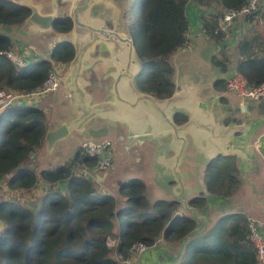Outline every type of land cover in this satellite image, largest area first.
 <instances>
[{"label": "trees", "instance_id": "1", "mask_svg": "<svg viewBox=\"0 0 264 264\" xmlns=\"http://www.w3.org/2000/svg\"><path fill=\"white\" fill-rule=\"evenodd\" d=\"M189 1L136 0L131 6L133 21H129L126 30L140 65V73L133 80L136 92L156 100L173 95L170 57L188 45ZM196 1L201 5L216 3L222 11L239 10L247 3V0ZM263 11L257 10L261 18ZM30 14L25 6L0 0V30L23 24ZM218 18L219 15H210L202 25L214 44L224 40L223 35L214 34ZM252 19L253 16L249 18ZM52 29L67 34L72 22L68 17H58ZM260 39L254 35L238 46L240 59L236 69L252 86L264 82V45ZM11 49L10 39L0 31V52ZM73 57V47L67 40L57 42L51 52V60L57 63L67 64ZM212 63L225 71L223 63L214 58ZM50 70L47 61L18 69L0 55V90L31 91L42 85ZM223 85L221 79L214 82L215 89ZM176 120L183 122L185 118L179 116ZM47 124L44 111L35 105L12 106L0 115V187L29 194L40 182L43 185V193L30 202L19 198L0 200L3 225L0 264H118L115 254L129 258L134 244L152 246L159 236L168 239L174 234L183 242L199 228L195 218L183 214L175 201L150 204L142 194L144 185L139 179L121 184L117 193L124 204L119 206L114 196L76 174L77 167H91L96 162L80 149L64 165L37 169L31 158L44 146ZM233 170L230 157L215 159L207 167V192L223 196L225 175L232 186H238L234 175L223 174L228 171L232 175ZM64 181L66 189L62 194L54 185ZM203 203V198L196 197L189 205L202 208ZM249 226V219L241 212L223 216L212 230L197 232L189 238L178 264H258ZM116 227L118 231L114 234ZM110 237L116 238L114 252L107 245Z\"/></svg>", "mask_w": 264, "mask_h": 264}, {"label": "crops", "instance_id": "2", "mask_svg": "<svg viewBox=\"0 0 264 264\" xmlns=\"http://www.w3.org/2000/svg\"><path fill=\"white\" fill-rule=\"evenodd\" d=\"M12 1L31 10H36L40 15L68 17L74 0H49L48 5L47 0ZM100 6L103 7L100 12L94 11L96 7ZM123 11L120 4L113 0H95L89 9L88 17L91 20L100 21L105 30H115L117 34L130 39L123 29L120 16ZM214 11L217 13L222 11L216 3L201 5L196 0L188 2L186 7L189 23L188 45L170 57L173 68L174 93L170 99H164L166 103L164 100H156L153 97L154 103L165 106V113L176 128L175 131L145 100L131 110L121 108L117 113L91 110L92 107L99 104L114 103L113 78L124 62L125 52L121 50L114 52L111 50L113 46L103 41L94 44L87 57L82 61L83 68L79 84L84 94L89 97L87 105L82 104L78 96L72 104L66 94L65 80L71 69V61L67 64L53 63L54 66L61 68V87L67 99L65 105L69 115L67 119H58L55 123L48 122L47 131L64 123L69 128V136L73 132H84L86 125L93 121L109 124L112 131L104 135L100 141L109 140L112 143L113 167L111 171L121 164L119 157L125 152L128 153L131 146H136L138 143L140 146H144L143 151L146 150L147 153L142 159L143 166L133 172L139 174L138 178L131 179L141 180L144 188L150 187L154 183L158 199L165 196L169 202H177L183 214L198 218L203 222V230H208L213 223L225 215L241 212L247 216L257 233L264 239V112L262 109L264 101H243L228 92L225 87V80L229 76L230 70L237 66L240 59L238 53L240 42L254 35L261 37V32L255 26H263L261 24L263 19L255 18L251 28L240 37L238 36L239 25L234 26L228 37H224L222 42L214 44L202 34L203 20L208 19L210 15H215ZM13 27L19 28L18 30L22 32L25 29L27 33L34 34L37 36L38 42L41 43L39 47L35 46L36 49L33 48L34 51L28 44L11 41L13 50L18 51L24 57L26 65L50 60L52 49L59 41L67 40L71 45L73 42L71 31L67 34L55 31L52 35L53 29L39 30L26 21ZM47 34L51 35L48 37ZM260 42L264 45L262 37ZM208 44L211 46L208 52L211 55L209 65L218 72V75L212 83L213 92L201 94L199 97V74L193 72L192 67L187 65L188 62L185 59L194 50H199ZM213 45H218L221 48L220 55L215 57L217 61L225 65L224 72L212 63V59L215 58ZM187 51H190L188 55H186ZM135 63L140 69L137 59ZM134 78L126 83L130 92L126 84H121L122 96L143 94L134 89ZM218 79L224 83L221 89L214 88V82ZM179 116L184 117L185 120L178 122L176 119ZM117 131L123 132L118 135ZM43 148L46 150L45 142ZM42 149L31 158L32 163H35L39 170L52 169L44 162V164L40 163ZM232 152L234 155L231 154ZM51 155H47V159H50ZM239 155L242 159L238 157ZM243 155L245 156L243 157ZM223 157H230V165L235 168L233 175L239 184L232 186L226 178L227 180L223 181V196L221 198L206 191L204 176H206L208 165L215 159ZM137 160L141 162L139 158ZM105 178L106 175H103L98 179L97 188L102 192H110L102 186ZM42 187V182H40L29 194L11 190H8L7 193L8 196L10 193L13 198L30 202L43 193ZM2 188L6 190L5 187ZM54 188L65 194L66 181L55 184ZM231 193L233 194L231 195ZM230 195L231 197H229ZM225 196L229 198H225ZM196 197L204 199L202 208H194L189 205V202ZM214 208L220 210L216 211ZM2 226L0 221V230ZM177 237V234H174L165 239V244L142 252L132 259L131 264H177L180 261V259L178 260L179 248L182 243Z\"/></svg>", "mask_w": 264, "mask_h": 264}, {"label": "rangeland", "instance_id": "3", "mask_svg": "<svg viewBox=\"0 0 264 264\" xmlns=\"http://www.w3.org/2000/svg\"><path fill=\"white\" fill-rule=\"evenodd\" d=\"M115 3H119L122 11L130 10L131 6L133 7L134 3L136 0H113ZM49 3V0H47V5ZM102 6L96 7L94 11L100 12L102 10ZM126 9V10H125ZM215 9V8H214ZM61 13V10H60ZM214 13H216L214 11ZM263 19V22H261L262 25H257L255 26L256 29H259L261 32L260 35L264 41V18H261L260 15V20ZM129 19L123 18V23L125 25L128 23ZM123 25L125 29L127 26ZM262 26V27H261ZM263 28V29H262ZM19 28L16 27H9V28H3L0 31L2 34L7 36L10 41L13 42H22L25 44H28L31 46V49L35 48V46L39 47L41 45L40 42H38L37 36L34 34L27 33L26 30L24 29L23 32L21 30H18ZM55 33L54 30H52V35ZM258 33V32H257ZM51 34H47L46 36H50ZM209 40V39H208ZM210 45H212L210 42H208ZM207 45L205 47L200 48L199 50L196 49L193 52L190 53V55L185 59L187 61V65H190L193 69V72L199 74V86H200V92L198 96L200 97L201 94H211L213 92V86L212 83L217 77L218 72L214 70L211 65H209V59L211 55H209V51L211 49L210 45ZM215 45H213V54L215 57ZM36 49V48H35ZM35 49H33L35 51ZM33 52V51H32ZM190 51L186 52V55H188ZM208 59V61H206ZM216 61V57L214 58ZM67 102V99L64 95V90L60 86L58 91L54 95H50L46 98H44L40 103L36 104L35 106L44 111L45 116H46V121L47 123H55L57 122L58 119H67L69 115V111L67 106L65 105ZM112 131V128L109 126V124H105L101 121H93L89 124L86 125L84 132L82 133H71L67 139H65L62 142H59L55 145L54 147V152L51 155L50 159H47V154L45 153L46 150L45 148L42 149V152L40 154L41 161L40 163L42 164H47L48 166L52 168H56L60 165H64L70 161V159L74 156L75 152L80 149L81 144L84 142H93L97 143L102 140L104 135L109 134ZM118 135L122 134L123 131H117ZM144 146H140L138 143L136 146H131L130 151L128 153H123L119 159L121 160V164L116 166L114 170H109L106 172V178L104 183L102 184L103 188L109 190L110 192H106L108 194H111L114 196L117 204L119 206H122L124 204V199L123 197L118 196V189L121 186L123 182H126L130 180L131 178H138L139 174L133 173L135 170H138L141 168L144 164V161L142 160L144 155L147 153L146 150L143 151ZM140 159L141 162H139L137 159ZM44 162V163H43ZM41 164V165H42ZM44 166V165H42ZM223 174H227L233 176V174H229L228 171H225ZM207 176V173L205 174ZM206 176H204L205 179V184H206ZM235 177V175H234ZM225 181L226 175L223 178ZM229 181V179H228ZM97 186V184H95ZM149 188V191H148ZM7 189H3L0 187V200L1 199H9L13 198V196H8ZM207 191V188H206ZM142 194L150 204H153L156 201H165L169 202V199L165 198V196L162 199H158L155 193L154 189V183L151 184L150 187L146 186V188L143 189ZM233 193H231L232 195ZM13 195V194H12ZM231 195L229 197H231ZM214 196H219L222 198L220 195H214ZM226 197L225 198H229ZM216 211H219L220 209H215ZM220 219V218H219ZM219 219L213 223L210 227V230L213 229L214 226L218 223ZM209 230V231H210ZM118 228L114 230V234H117ZM208 231V232H209ZM202 232V231H200ZM208 232L204 233L203 235L207 234ZM165 244V239L164 243ZM107 245L108 247L112 250V252L115 251L116 248V238L115 237H110L107 240ZM179 262H177L178 264Z\"/></svg>", "mask_w": 264, "mask_h": 264}, {"label": "built area", "instance_id": "4", "mask_svg": "<svg viewBox=\"0 0 264 264\" xmlns=\"http://www.w3.org/2000/svg\"><path fill=\"white\" fill-rule=\"evenodd\" d=\"M258 9H262V11L264 10V0H247V3L239 10H224L218 13L216 12L215 15H219V18L217 20L214 34H221L224 37H228L231 29L234 26L239 25L238 36H243L253 25V20H255V18L260 19V13L257 12ZM256 14H258V16ZM252 16L253 19L249 20ZM202 34L207 38L203 31ZM215 46V56L218 57L221 53V48L218 45ZM0 55L5 56L11 64L18 69L25 67L27 64L24 57L16 50L11 49L7 52H0ZM47 62L51 64V70L45 81L38 88L31 91L0 90V115L5 113L12 106L36 105L44 98L54 95L58 91L61 86V68L53 65V63L57 62L51 60V55L50 60H47ZM225 87L228 92L234 94L243 101H264V82L257 86L250 85L247 79L237 71L236 66L232 67L230 70V74L225 80ZM80 150L89 158L95 159L96 162L91 167H77L76 174L90 180L94 184H97L98 179L103 175H106V172L113 167L112 143L109 140H103L97 143L84 142L81 144ZM249 227L250 241L256 249L257 262L258 264H264V239L257 233L251 221ZM163 243V236H159L152 246H146L141 243L134 244L130 248L129 258L123 259L116 253L115 259L118 264H131L132 259L137 255Z\"/></svg>", "mask_w": 264, "mask_h": 264}, {"label": "water", "instance_id": "5", "mask_svg": "<svg viewBox=\"0 0 264 264\" xmlns=\"http://www.w3.org/2000/svg\"><path fill=\"white\" fill-rule=\"evenodd\" d=\"M94 3L95 0H74L73 5L69 10L68 18L72 22V46L75 50L74 57L70 63L71 69L65 80L66 94L68 95L70 101L72 104H74L73 101L78 96L81 99L82 104L87 105L89 97L84 94L82 87L79 84L80 73L83 68L82 61L87 57L88 52L94 46V44L103 41L113 46L111 49L112 51L114 50L115 52L117 50H121L122 52H125L124 62L121 64L119 71L114 75L113 78L112 94L114 96V103L108 102L99 104L92 107L91 110L99 112L110 111V113H117L121 108L131 110L135 108L141 101L145 100L151 104L154 110H156L161 115L162 119L165 120L175 131L176 128L173 126L165 113V106H160L154 103L152 96L145 93L141 95L131 94L122 96V92L120 91L121 84L128 83L133 79V77H136L140 73V69L135 63L137 58L135 55L133 42L131 39H127L126 37L117 34L115 30H105L104 25L100 21L91 20L88 17V12ZM30 11L31 14L26 19V22L39 30H51L55 20L58 18L57 15L45 16L40 15L36 10L30 9ZM126 85L130 92L128 84ZM262 109L264 112V107ZM68 134L69 128L64 123L59 124L54 129L46 132L44 142L48 156H50L54 151V146L57 143L65 140L68 137ZM231 154L234 155L233 152ZM244 156L245 155H243V157ZM238 157L242 159L241 155ZM195 220L197 223H200V226L198 229L190 233L185 241L181 243L178 260L181 258L184 246L189 238L195 233L202 231L204 228V224L201 220L198 218H195Z\"/></svg>", "mask_w": 264, "mask_h": 264}, {"label": "flooded vegetation", "instance_id": "6", "mask_svg": "<svg viewBox=\"0 0 264 264\" xmlns=\"http://www.w3.org/2000/svg\"><path fill=\"white\" fill-rule=\"evenodd\" d=\"M129 11L130 10L123 11V13L120 15L122 17V22H123V18L129 19V21H133V14H132V12H129ZM129 21H128V23H129ZM128 23L126 25H125V23H122V25L128 26L129 25ZM123 29H124L125 33L129 36L125 27H123ZM129 38L131 39L130 36H129Z\"/></svg>", "mask_w": 264, "mask_h": 264}]
</instances>
